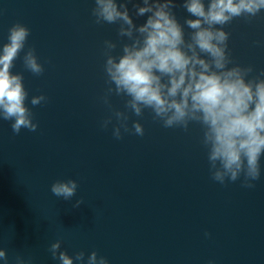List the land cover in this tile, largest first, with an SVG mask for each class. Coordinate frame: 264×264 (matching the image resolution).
<instances>
[{"label":"water","instance_id":"1","mask_svg":"<svg viewBox=\"0 0 264 264\" xmlns=\"http://www.w3.org/2000/svg\"><path fill=\"white\" fill-rule=\"evenodd\" d=\"M92 7L94 0H0V46L13 24L30 29L12 71L24 76L38 123L37 131L15 135L11 122L0 120V247L9 264L16 256L59 264L48 250L57 240L69 255L96 251L109 264H264V157L254 188L222 186L210 178L197 124L187 132L166 129L145 110L143 117L129 114V126H144L142 137L116 140L111 126L100 128L110 115L100 100L108 86L103 42L118 39V25L96 24ZM128 8L134 23L146 22L147 14ZM175 12L183 24L186 11ZM225 30L234 62L264 69V46L255 43L264 42V12ZM29 48L44 66L40 76L23 66ZM41 94L47 103L32 106ZM112 104L124 109L120 97ZM57 179L76 180V196L55 197ZM79 198L84 203L73 207Z\"/></svg>","mask_w":264,"mask_h":264},{"label":"clouds","instance_id":"2","mask_svg":"<svg viewBox=\"0 0 264 264\" xmlns=\"http://www.w3.org/2000/svg\"><path fill=\"white\" fill-rule=\"evenodd\" d=\"M129 3L136 17L147 14L145 23H134ZM177 7L188 14L183 24L177 18ZM261 12L264 0H182L181 4L177 0H94L91 15L95 23L118 25V39L103 42L108 86L100 100L110 115L100 121V128L106 131L111 126L116 140L126 133L142 137L144 126L139 120L129 126V114L143 117L145 110L166 129L187 132L191 124H197L212 181L222 186L240 181L241 187L254 188L262 175L264 157V69L257 72L251 64L234 62L229 49L231 33L225 26L237 18L251 22ZM29 35L30 29L17 22L9 28L8 42L0 46V120L10 121L15 135L22 129H38L26 104L29 94L24 76L12 71ZM255 43L264 46V42ZM118 47L120 52L114 55ZM23 66L35 76L45 70L34 48L24 52ZM113 96L123 99V110L113 106ZM47 100L41 94L32 96L30 103L37 106ZM78 188L74 179H57L50 191L67 201L76 196ZM83 203L79 198L73 207ZM61 244L57 240L48 249L59 264H109L96 251L69 255ZM0 261L9 264L6 248L0 247ZM15 264L25 262L16 256Z\"/></svg>","mask_w":264,"mask_h":264}]
</instances>
